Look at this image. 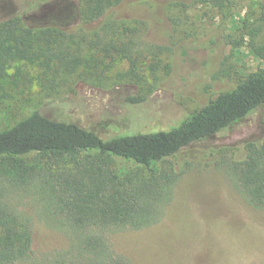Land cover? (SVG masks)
Wrapping results in <instances>:
<instances>
[{
	"label": "rangeland",
	"instance_id": "374dc122",
	"mask_svg": "<svg viewBox=\"0 0 264 264\" xmlns=\"http://www.w3.org/2000/svg\"><path fill=\"white\" fill-rule=\"evenodd\" d=\"M217 1L124 0L109 14L130 24L114 34L115 46L101 34L99 49L83 43L65 66L41 43L30 60L2 64L0 129L36 111L104 138L177 126L264 71V0ZM15 15L36 26H66L77 11L74 0H0V22ZM263 138L264 104L190 146L178 156L182 175L164 217L144 229L106 232L112 253L130 264H264V211L247 204L226 167ZM22 161L45 163H0ZM34 187L21 207L33 219L32 251L53 256L69 242L38 221Z\"/></svg>",
	"mask_w": 264,
	"mask_h": 264
},
{
	"label": "trees",
	"instance_id": "16d2710c",
	"mask_svg": "<svg viewBox=\"0 0 264 264\" xmlns=\"http://www.w3.org/2000/svg\"><path fill=\"white\" fill-rule=\"evenodd\" d=\"M123 1L74 0L77 18L66 26H36L19 15L1 21L0 70L2 64L30 60L41 43L65 66L83 43L99 49L101 34L115 46L114 34L130 24L118 23L109 14ZM263 104L264 71L219 94L167 131L104 138L38 111L0 129V160L45 161L0 163V264H130L112 253L105 233L160 222L182 175L178 156ZM111 158L122 163H111ZM226 167L247 204L264 211V138L251 142L244 156ZM34 186L39 192L38 221L69 242L66 251L53 256H34L32 251L33 219L21 207Z\"/></svg>",
	"mask_w": 264,
	"mask_h": 264
}]
</instances>
